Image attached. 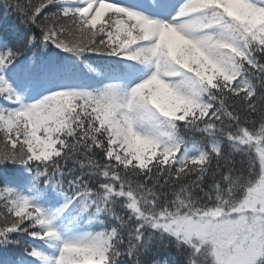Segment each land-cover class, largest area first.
<instances>
[{"label": "snow or ice", "instance_id": "snow-or-ice-1", "mask_svg": "<svg viewBox=\"0 0 264 264\" xmlns=\"http://www.w3.org/2000/svg\"><path fill=\"white\" fill-rule=\"evenodd\" d=\"M0 9V264H264V0Z\"/></svg>", "mask_w": 264, "mask_h": 264}, {"label": "trees", "instance_id": "trees-1", "mask_svg": "<svg viewBox=\"0 0 264 264\" xmlns=\"http://www.w3.org/2000/svg\"><path fill=\"white\" fill-rule=\"evenodd\" d=\"M18 31H22V27L19 25L16 15L11 11L5 13L0 9V32L11 36Z\"/></svg>", "mask_w": 264, "mask_h": 264}]
</instances>
